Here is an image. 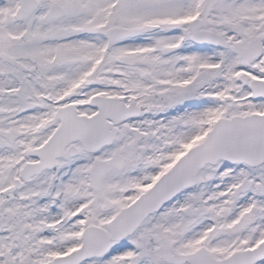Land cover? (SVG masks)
Masks as SVG:
<instances>
[{
	"label": "snow or ice",
	"instance_id": "snow-or-ice-1",
	"mask_svg": "<svg viewBox=\"0 0 264 264\" xmlns=\"http://www.w3.org/2000/svg\"><path fill=\"white\" fill-rule=\"evenodd\" d=\"M0 264H264V0H0Z\"/></svg>",
	"mask_w": 264,
	"mask_h": 264
}]
</instances>
